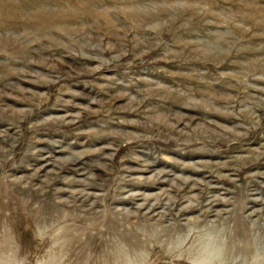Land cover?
<instances>
[{
  "label": "rangeland",
  "instance_id": "374dc122",
  "mask_svg": "<svg viewBox=\"0 0 264 264\" xmlns=\"http://www.w3.org/2000/svg\"><path fill=\"white\" fill-rule=\"evenodd\" d=\"M0 264H264V0H0Z\"/></svg>",
  "mask_w": 264,
  "mask_h": 264
},
{
  "label": "bare ground",
  "instance_id": "6f19581e",
  "mask_svg": "<svg viewBox=\"0 0 264 264\" xmlns=\"http://www.w3.org/2000/svg\"><path fill=\"white\" fill-rule=\"evenodd\" d=\"M222 250V249H221Z\"/></svg>",
  "mask_w": 264,
  "mask_h": 264
}]
</instances>
